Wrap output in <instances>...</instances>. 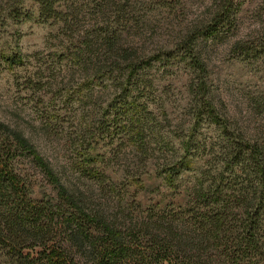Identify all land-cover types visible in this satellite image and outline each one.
Returning <instances> with one entry per match:
<instances>
[{
	"label": "trees",
	"instance_id": "16d2710c",
	"mask_svg": "<svg viewBox=\"0 0 264 264\" xmlns=\"http://www.w3.org/2000/svg\"><path fill=\"white\" fill-rule=\"evenodd\" d=\"M8 1L0 0V9ZM28 1L42 15L58 20L61 30L76 32L79 12L67 0ZM183 1L104 0L112 14L108 22L62 49L72 50V61L87 75H110L107 87L126 105L120 112L123 130H130L128 142L144 155L147 143L159 138L163 150L157 170L166 185L182 189L178 211L149 216L148 223L127 222L98 203L94 192L108 190L105 173L110 161L98 157L94 146L97 138L109 134L105 113L97 126L95 119L92 127L80 129L74 165L79 177L74 182L21 130L0 121V264H264V124L249 128L254 124L250 120L243 126L219 112L212 93L215 79H207L203 57L208 39L237 27L241 3L210 0L201 18L181 25L174 19ZM262 16L257 45L251 43L242 52L250 65H264ZM140 26L149 36L141 45L140 39L128 41L124 29L138 31ZM165 26L167 39L157 35ZM151 58L173 62L188 79H149L140 70L148 68ZM178 83L182 106L173 112L166 108L168 93L159 88ZM87 96L93 99L91 91ZM150 98L160 126L148 111ZM258 99L253 113L264 104V91ZM142 158H136V172ZM95 170L100 171L97 191L80 177ZM31 171L40 173L54 194L34 198Z\"/></svg>",
	"mask_w": 264,
	"mask_h": 264
},
{
	"label": "rangeland",
	"instance_id": "374dc122",
	"mask_svg": "<svg viewBox=\"0 0 264 264\" xmlns=\"http://www.w3.org/2000/svg\"><path fill=\"white\" fill-rule=\"evenodd\" d=\"M239 1L237 27L222 30L218 37L208 39L203 57L207 64V79H215L212 93L219 112L229 121H237L243 126L250 120L254 124H249V128H253L264 124V104L252 112L253 101L259 100L260 92L264 91V65H250L242 52L251 48V43H258L256 31L259 30L264 7L261 0H237V3ZM67 2L69 7L79 12L75 33L61 30L58 20L42 15L40 8L28 0H9L0 9V121L21 130L45 159L56 167L64 168L74 182L76 175L79 177L78 167L74 168V165L80 154L77 141L80 129L92 127L95 119L97 126L103 119L100 115L105 113L104 125L109 134L97 138L94 146L98 157L110 161L105 173L108 190L94 192L98 203L108 206L110 212L127 222L138 220L148 223L149 216L177 212L182 189L166 185L160 170H157L163 150L160 149L159 138L151 139L145 147L146 153H140L133 142L127 141L130 130L122 128L124 118L120 111L126 105H122L119 96L107 87L110 75L104 73L103 76L91 77L72 61V50L62 52L72 39L79 40L108 22L107 18L112 14L106 9V2ZM209 4L210 0H184L175 9L177 15L174 20L181 25L188 24L196 17L201 18ZM100 6L104 8L102 13L97 12ZM145 11L148 15L152 12L150 7ZM165 28L157 32L163 39H167ZM124 33L128 41L140 39L137 43L140 45L149 36L143 28L138 31L127 28ZM164 61L151 58L148 68L143 67L140 71H146L143 75L149 79H188L183 69L179 70L173 62L167 64ZM88 91L93 93V99H87ZM159 91L168 93L171 102L168 101L167 109L173 112L181 110L178 108L182 106L181 83L170 88L164 84ZM98 92L101 98L96 104ZM149 103L148 111L160 126L157 106L152 104L151 98ZM144 122L141 120L143 125L151 123L149 119ZM135 157H143L138 172L135 165L139 161ZM133 170L134 173L126 174ZM95 171L80 177L97 191L96 174L100 171ZM29 181L34 187V198H41L42 193L54 194L37 171L29 172Z\"/></svg>",
	"mask_w": 264,
	"mask_h": 264
}]
</instances>
